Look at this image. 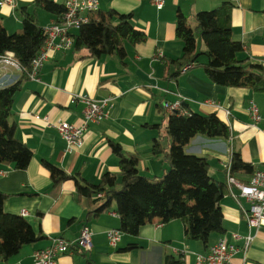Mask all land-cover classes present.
<instances>
[{"label": "crops", "instance_id": "1", "mask_svg": "<svg viewBox=\"0 0 264 264\" xmlns=\"http://www.w3.org/2000/svg\"><path fill=\"white\" fill-rule=\"evenodd\" d=\"M1 1V0H0ZM35 0H14V7L0 6V24L8 33L21 32L20 9L26 8L44 28L57 21L51 15L33 5ZM57 5L65 0H51ZM223 3L231 4L232 40L243 45L239 57L252 64H264V0H164L161 10L150 0H98V12L113 10L119 15L131 14L132 26L143 31L146 42L135 46L126 45V57L117 55L92 58L85 50L71 48L58 51L44 63L37 80H27L15 95L12 121L16 126V138L25 144L32 155L25 170L12 165H0V193L7 196L3 201L6 213L23 217L39 239L22 249L5 264H32L33 253L50 245V238L62 237L75 240L83 225L92 230L91 251H76L61 255L57 264H164L166 258L181 259L183 264H194L196 255L206 256L219 239L231 241V234H251L254 239L246 252H238L227 264H264V227L249 228L245 217L229 194V188L220 202L223 214V233L211 234L208 244L185 238L184 225L180 220L163 224L158 219L142 225L134 237L122 235L119 244L108 245L106 233L120 228L112 202L108 211L98 216L92 213L101 202L90 205L89 199L77 197L76 183L67 180L53 185L44 162H48L70 175L98 184L105 173L118 174V160L109 142L117 143L126 154L139 159V174L159 179L170 170L164 155H152L151 146L156 139L167 151L170 140L165 127L170 114L162 102H181L188 114L202 116L216 113L230 129V138L209 139L194 136L185 147V153L206 157L208 173L216 182H225L226 168L233 152L242 161L259 169L264 166V91L245 88H228L211 83L201 67H195L175 79L167 77L165 60L182 55V43L175 37L178 16L187 18L195 26L194 16L210 11ZM78 32L73 31L71 36ZM198 46L203 48L200 40ZM205 57L200 63H205ZM21 70H0L3 89L18 82ZM168 90L169 93H164ZM73 95L93 99L113 98L111 116L107 121L88 127L82 144L72 152L59 134L47 127L44 119L62 120L69 124L82 123L83 105L72 103ZM207 100L219 108L205 104ZM253 101L259 108L262 120L256 126L246 112ZM224 110L229 111L226 116ZM238 177L249 180L250 177ZM227 185V184H226ZM237 193L236 189H231ZM242 207L247 203L240 200ZM129 245L136 248L125 250ZM238 247L241 242L237 243Z\"/></svg>", "mask_w": 264, "mask_h": 264}, {"label": "trees", "instance_id": "2", "mask_svg": "<svg viewBox=\"0 0 264 264\" xmlns=\"http://www.w3.org/2000/svg\"><path fill=\"white\" fill-rule=\"evenodd\" d=\"M33 5L56 16L57 21L65 11L64 6L51 0H35ZM230 12L229 3L199 12L194 16V27L188 24L186 17L178 16L175 37L182 43L183 49L180 58L165 60L167 67L172 69L167 74L169 79L177 78L187 66H192L191 69L201 67L206 78L215 85L264 91V66L239 57L243 45L232 40ZM20 13V33L8 34L0 24V56L12 53L21 69L17 83L0 89V165H12L16 170H25L32 153L15 136L12 105L22 83L29 79L30 63L43 46L45 37L43 28L26 8L20 9ZM131 18V14L118 16L113 10L93 14L90 22L73 36L74 50H85L92 58L115 54L123 61L126 45L135 46L145 43L147 39L143 31L132 26ZM198 39L202 50L197 44ZM201 57H205V63H200ZM165 134L170 140L167 151L162 149L156 139L151 146L152 155L163 154L170 165V170L157 180L140 175L138 157L124 153L113 142H109V146L118 160L119 173H105L98 184H90L77 175L67 174L48 162H44V167L53 185L74 180L77 197L89 199L92 206L101 202L93 215L108 211L110 204L115 202L119 230L124 235L136 236L139 228L153 219L163 224L180 220L184 225L185 238L206 246L211 234H222L224 231L220 202L227 185L210 177L206 157L188 155L184 149L197 135L228 140L230 129L216 113L206 116L170 115ZM255 170L254 166L242 161L239 153H232L230 172L233 176L247 182L238 176L250 177ZM98 194L102 197H97ZM6 198L0 193V264L7 263L22 247L39 239L23 217L4 212L2 205ZM134 248L135 245H129L125 250ZM164 264L183 262L180 258L176 260L168 257Z\"/></svg>", "mask_w": 264, "mask_h": 264}, {"label": "built area", "instance_id": "3", "mask_svg": "<svg viewBox=\"0 0 264 264\" xmlns=\"http://www.w3.org/2000/svg\"><path fill=\"white\" fill-rule=\"evenodd\" d=\"M150 3L158 11L164 7V0H150ZM0 6L13 8L14 0H1ZM63 6L65 11L60 20L43 28L44 43L30 63L29 80H37L44 63L51 54L71 48L73 45L72 32L78 31L82 26L88 24L90 17L99 10L98 0H65ZM6 68L21 70L10 52L0 56V70L4 71ZM191 68L192 66L185 67L183 73ZM262 79L264 81V73ZM2 86H5L4 83L0 84V87ZM164 93L168 94L169 91L164 90ZM71 102H79L83 105L82 123L80 125L69 124L62 120L44 119L46 126L53 128L59 134L68 152H72L81 146L83 137L90 125L107 121L110 118L113 98L108 97L99 100L83 95H73ZM205 104L219 108L217 103L212 100H207ZM161 107L170 115H190L181 107L180 101L173 103L165 101L162 102ZM224 112L226 116L230 115L229 111L224 110ZM246 112L251 121V126H256L261 122L262 117L259 108L253 101L248 103ZM0 174L4 175L5 172H0ZM226 179L230 197L240 206L248 227H264V166L256 169L249 180L244 182L231 174L229 164L226 168ZM232 188L236 189L237 193L233 192ZM97 197L101 198L102 195L98 194ZM242 199L247 203V209L241 206L240 200ZM26 214L25 211L21 212L23 217ZM92 235V230L87 225H83L75 240H66L62 237L50 238L49 247L33 253L32 264H57V259L61 255H71L76 251L89 253ZM122 235L123 233L119 229L109 230L106 233L108 245L115 248L121 241ZM253 239L254 236L251 234L241 236L237 233L231 234L230 242L221 238L210 247L206 256L196 255L194 264H227L238 252L245 253ZM239 242H241L240 247L237 245Z\"/></svg>", "mask_w": 264, "mask_h": 264}, {"label": "rangeland", "instance_id": "4", "mask_svg": "<svg viewBox=\"0 0 264 264\" xmlns=\"http://www.w3.org/2000/svg\"><path fill=\"white\" fill-rule=\"evenodd\" d=\"M29 80V79H28Z\"/></svg>", "mask_w": 264, "mask_h": 264}]
</instances>
